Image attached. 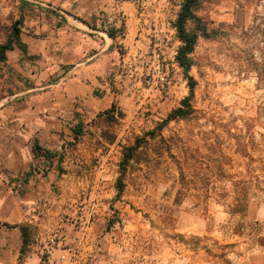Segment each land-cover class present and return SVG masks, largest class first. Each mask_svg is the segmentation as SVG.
<instances>
[{
  "label": "rangeland",
  "instance_id": "obj_1",
  "mask_svg": "<svg viewBox=\"0 0 264 264\" xmlns=\"http://www.w3.org/2000/svg\"><path fill=\"white\" fill-rule=\"evenodd\" d=\"M180 5L0 0V45L26 15L50 10L45 18L57 30L50 55H24L15 47L0 61V109L24 97L19 93L28 81L22 75L46 65H55L53 81L66 73L69 66L59 64L69 55L68 36L58 27L68 20L117 33L104 86L86 96L88 110L76 111L60 139L46 146L57 156L34 162L33 243L25 264H264V241H258L264 236V75L256 68L264 69V0L203 1L198 14L220 34L201 36L192 54L194 110L166 124L164 139L142 146L118 196L123 147L189 95L175 59ZM113 103L110 118L105 110ZM5 144L0 138V160ZM176 159L193 184L182 185ZM221 169L225 177L218 176ZM237 182L248 193L244 216L230 213Z\"/></svg>",
  "mask_w": 264,
  "mask_h": 264
},
{
  "label": "crops",
  "instance_id": "obj_2",
  "mask_svg": "<svg viewBox=\"0 0 264 264\" xmlns=\"http://www.w3.org/2000/svg\"><path fill=\"white\" fill-rule=\"evenodd\" d=\"M49 12L25 16L21 38L29 54L52 53L57 30L45 18ZM58 29L68 36L69 55L67 60L60 58L59 64L69 66L66 73L53 81L55 65H46L40 72L22 75L28 81V86L19 93L24 97L0 109V138L7 146L5 157L0 160V221L3 223L31 222L28 212L33 209L34 199H29L32 195L29 191L35 183L34 162L41 157L33 152L34 140L43 147L51 145L60 139L61 131L67 129L76 111L88 110L86 96H97L99 88L104 86L105 69L116 54L114 38L106 30L69 20ZM22 244L18 227L0 225V264H25V258H20Z\"/></svg>",
  "mask_w": 264,
  "mask_h": 264
},
{
  "label": "trees",
  "instance_id": "obj_3",
  "mask_svg": "<svg viewBox=\"0 0 264 264\" xmlns=\"http://www.w3.org/2000/svg\"><path fill=\"white\" fill-rule=\"evenodd\" d=\"M124 1H133V0H124ZM204 0H181L180 10L177 14L174 27L176 29V34L178 39L181 41L180 46L177 49V53L175 55L176 62L179 66L183 69L184 75L188 81L189 87V95L186 96L180 103V106L173 109L161 123H159L154 129L146 132L144 136L136 137L134 143L124 146L122 151V158L120 161V172L121 175L117 181V190L118 196H121L125 184L123 181V175L126 173L127 169L129 168L132 160L135 159L136 155L141 150L142 146L148 145L149 141L152 139H156L157 136L164 139L162 135V130L170 121L178 119V118H185L189 116L193 110V103L192 100L195 94V88L197 85V80L195 77L190 73L192 66L194 65V61L192 58V54L195 51L196 45L198 43V39L202 37L210 38L215 37L220 34L219 29H212L210 28V22L205 19V17L198 14V10L202 6ZM240 15L238 14V19ZM83 21V20H82ZM87 23L86 21H83ZM193 24V28H191L190 24ZM23 25V20L19 19L13 24V29L10 37L8 40L0 45V61L4 62L8 59V51L14 50L15 47L19 48L24 55L28 54V46L25 42L22 41L21 38V26ZM224 25V24H221ZM232 26H237L233 24ZM239 26V25H238ZM262 31V29H259ZM264 32V31H263ZM107 34L111 38H115L117 33L114 29L108 30ZM29 57H31L29 55ZM35 57V56H32ZM257 65V63H256ZM258 66V65H257ZM260 66V65H259ZM260 72L262 71V75H264V69L260 67H256ZM261 75V74H260ZM116 109V104L113 103L108 109L105 110V113L110 118H114V112ZM122 114V113H121ZM79 129H82V126H79ZM74 132H77V129L74 127ZM33 152L36 156L44 157L45 160H50L57 156V152H53L50 149L43 147L40 145L37 139L33 142ZM172 154V153H171ZM174 156V155H173ZM61 159V157H59ZM177 160V164L180 168L181 172V183L183 186H187L193 184L194 181L192 179L187 178V174L183 169V162L179 159ZM221 173H217L218 176L221 174L225 177L226 173L221 169ZM27 180V178H26ZM220 195H227V191L223 193H219ZM234 202L231 205L230 213L232 215H246L247 208H248V193L246 188L240 183L237 182L234 185ZM221 195V196H223ZM1 226L6 227H18L22 234L23 244L21 248L20 258H23L26 254L29 253L31 245L33 243V228L31 222H24L18 224H9L3 223L0 221ZM259 242L264 241V236L258 237ZM225 256V255H224Z\"/></svg>",
  "mask_w": 264,
  "mask_h": 264
}]
</instances>
